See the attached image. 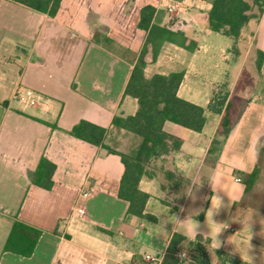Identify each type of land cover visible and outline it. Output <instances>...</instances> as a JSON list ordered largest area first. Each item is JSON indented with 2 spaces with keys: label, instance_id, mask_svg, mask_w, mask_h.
Listing matches in <instances>:
<instances>
[{
  "label": "crops",
  "instance_id": "1",
  "mask_svg": "<svg viewBox=\"0 0 264 264\" xmlns=\"http://www.w3.org/2000/svg\"><path fill=\"white\" fill-rule=\"evenodd\" d=\"M213 1L62 0L51 17L0 0V264H154L146 254L162 264L175 233L186 237L180 251L202 236L211 264H264V173L250 192L244 182L264 151V12L234 52L233 39L210 29ZM145 6L186 45L165 42L156 61L149 48L146 77L182 72L178 96L206 109L202 132L164 125L182 140L174 163L192 194L176 211L162 202L160 181L143 178L154 220L130 214L120 198L121 157L70 134L87 121L106 129L107 147L139 144L113 120L138 111L125 90L148 37L139 27ZM223 88L232 128L214 154L223 114L207 108ZM42 158L55 165L51 189L36 183ZM16 221L41 231L30 257L4 251Z\"/></svg>",
  "mask_w": 264,
  "mask_h": 264
},
{
  "label": "trees",
  "instance_id": "2",
  "mask_svg": "<svg viewBox=\"0 0 264 264\" xmlns=\"http://www.w3.org/2000/svg\"><path fill=\"white\" fill-rule=\"evenodd\" d=\"M10 1L54 17L62 0ZM263 12L264 0H214L208 15L209 26L213 32L233 39L235 52L243 29L252 20L260 19ZM155 13L156 9L152 6H145L141 11L139 27L148 32V37L125 90L126 95L137 99L138 111L133 116H115L113 120L115 126L138 136L139 144L127 153L107 147L104 145L106 129L87 121H81L70 131L73 136L121 157L125 171L120 183L119 196L129 202L130 214L150 220H154V217L144 213L150 195L140 189V181L143 178L158 179L162 190V202L176 211H179L185 202L192 185L191 180L184 177L174 163V155L181 149L182 140L167 133L164 125L172 122L192 131L202 132L206 124V109L178 96V89L184 77L182 72L169 75L155 74L150 78L145 75L146 54L149 48L152 50V60L156 61L165 42H174L186 47L184 42L176 40V34L153 23ZM263 61L264 53L259 52L257 63L259 70ZM228 97L229 91L226 88L219 90L207 108L215 114H223L210 153L217 154L231 132L232 119ZM263 158L264 151L260 165L258 164L251 174L244 175L246 192L253 190L262 180ZM54 171L55 165L42 158L37 169L36 183L51 189ZM170 196H174V199ZM203 217L204 213L197 216L198 219ZM40 235V230L16 221L6 240L4 251L30 257L35 251ZM185 240L186 237L180 233L172 236L162 264H211L205 240L200 235L190 241L186 251L189 259H181L178 256L179 246Z\"/></svg>",
  "mask_w": 264,
  "mask_h": 264
},
{
  "label": "built area",
  "instance_id": "3",
  "mask_svg": "<svg viewBox=\"0 0 264 264\" xmlns=\"http://www.w3.org/2000/svg\"><path fill=\"white\" fill-rule=\"evenodd\" d=\"M33 103V102H32ZM80 211V210H79ZM81 212V211H80ZM183 254V255H182ZM178 256L181 258V259H189V255L186 251H180L178 253ZM145 260L147 262H151V263H154V264H161V259L156 257V256H152L150 254H146L145 255Z\"/></svg>",
  "mask_w": 264,
  "mask_h": 264
},
{
  "label": "clouds",
  "instance_id": "4",
  "mask_svg": "<svg viewBox=\"0 0 264 264\" xmlns=\"http://www.w3.org/2000/svg\"><path fill=\"white\" fill-rule=\"evenodd\" d=\"M211 187H212V185H210ZM187 194L189 195V196H191V191L189 190L188 192H187ZM217 199H219L218 197H217ZM218 209H219V205H218ZM209 215H212V213H211V209H209ZM228 227V225H224V227L222 228V229H225V228H227ZM200 228V225L198 224V222L197 221H193L192 222V227H191V230H192V232H193V234L195 235V234H198V229ZM222 229L220 230V231H218V233H217V236H218V234L222 231ZM183 255V254H182Z\"/></svg>",
  "mask_w": 264,
  "mask_h": 264
},
{
  "label": "rangeland",
  "instance_id": "5",
  "mask_svg": "<svg viewBox=\"0 0 264 264\" xmlns=\"http://www.w3.org/2000/svg\"><path fill=\"white\" fill-rule=\"evenodd\" d=\"M133 148H134V147H133ZM133 148H132V149H133ZM128 152H129V151H128ZM263 171H264V162H263V164H262V173H264ZM263 180H264V178H263ZM263 182H264V181H263ZM263 186H264V183H263ZM170 197H171L172 199H174V196H170ZM176 198L178 199L179 196H177ZM260 198L264 200V196H263V197H260ZM263 200H262V201H263ZM260 203H261V202H260ZM260 203H259V204H260Z\"/></svg>",
  "mask_w": 264,
  "mask_h": 264
}]
</instances>
